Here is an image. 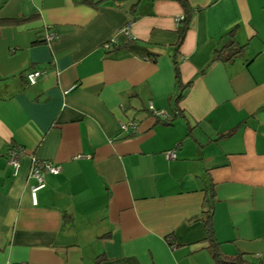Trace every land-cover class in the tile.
<instances>
[{
	"label": "crops",
	"instance_id": "1",
	"mask_svg": "<svg viewBox=\"0 0 264 264\" xmlns=\"http://www.w3.org/2000/svg\"><path fill=\"white\" fill-rule=\"evenodd\" d=\"M188 3L178 45L177 1L0 0V264H215L212 189L223 252L264 264V0ZM33 158L61 168L37 205Z\"/></svg>",
	"mask_w": 264,
	"mask_h": 264
},
{
	"label": "built area",
	"instance_id": "2",
	"mask_svg": "<svg viewBox=\"0 0 264 264\" xmlns=\"http://www.w3.org/2000/svg\"><path fill=\"white\" fill-rule=\"evenodd\" d=\"M185 17L177 18L176 23L179 25ZM129 28L126 27L122 30L123 33H128ZM57 39L56 34L49 33L45 36V42L51 44ZM112 43H115L113 41ZM112 43L106 44V49H110ZM45 76V72L33 71L27 75V80L30 85H35L40 78ZM149 112L158 119L171 120L172 116L165 110H158L153 105L148 107ZM137 129V124L134 122L124 123L121 126V130L124 133H134ZM25 154L24 148L21 146L14 147L8 154V164L14 169V175L17 176L21 167V158ZM167 160L176 159V150H170L164 154ZM61 173V168L56 166L52 162H41L36 158H33V165L30 173V179L34 181V184L31 185L30 193L32 197L33 205L38 204L37 195L40 190L46 187V176L47 174L59 175Z\"/></svg>",
	"mask_w": 264,
	"mask_h": 264
},
{
	"label": "trees",
	"instance_id": "3",
	"mask_svg": "<svg viewBox=\"0 0 264 264\" xmlns=\"http://www.w3.org/2000/svg\"><path fill=\"white\" fill-rule=\"evenodd\" d=\"M102 1H106V0H102ZM172 1L179 2L185 10V16H184L185 18L179 25L180 26L179 28L180 40H179L178 45H181L183 43V40L189 28V24H190L193 12H192V9L190 8L188 0H172ZM227 49L229 52H226V53H224L223 51L218 52V56L216 57L215 60H219V59H222L225 61L232 60L233 58L241 54L244 48L235 47V43L231 42L228 45ZM177 75L179 77L178 70H177ZM180 99L181 97L178 98V100ZM171 120H164V121L166 122V124H169ZM231 135L232 133H229V134H225L223 137H230ZM207 196H208V199L206 198V201H205L206 208H204V211L202 214L204 216L202 218V221L204 222V225L207 230V238H206V241L208 243L207 249L213 261L215 262V264H253V263L248 262L244 258V255L242 254H238L236 256L230 257V256H227L223 252L221 244L216 239L215 232H214V226H213V216H214L213 212H214V199H215L214 190L212 189L211 192ZM259 264H263V263H259Z\"/></svg>",
	"mask_w": 264,
	"mask_h": 264
}]
</instances>
